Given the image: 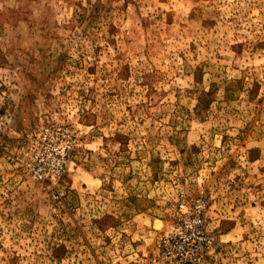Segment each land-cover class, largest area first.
<instances>
[{"label":"rangeland","instance_id":"rangeland-1","mask_svg":"<svg viewBox=\"0 0 264 264\" xmlns=\"http://www.w3.org/2000/svg\"><path fill=\"white\" fill-rule=\"evenodd\" d=\"M170 229L264 264V0H0V264H160Z\"/></svg>","mask_w":264,"mask_h":264},{"label":"built area","instance_id":"built-area-1","mask_svg":"<svg viewBox=\"0 0 264 264\" xmlns=\"http://www.w3.org/2000/svg\"><path fill=\"white\" fill-rule=\"evenodd\" d=\"M65 149L66 148L57 153H54V156H58V158L55 160V163L49 165L47 168L38 169L37 172L34 173L33 178L38 181L43 180L48 182H52L53 180L58 179L63 173L64 158L67 153ZM198 208L199 206L194 207L195 210H198ZM199 223L200 221L195 216L192 221L193 226H187L188 232L191 234V236L193 235L194 230L198 227ZM173 232L176 233V230L173 231L172 229H170L168 234H171ZM195 234L197 233L195 232ZM188 239L189 237H185L183 233H176L174 237H165V239L162 241V250L159 256V263L195 264L197 261V254L201 253V246L207 247L209 244V240L205 238H195L201 241L193 245V241L190 244Z\"/></svg>","mask_w":264,"mask_h":264}]
</instances>
